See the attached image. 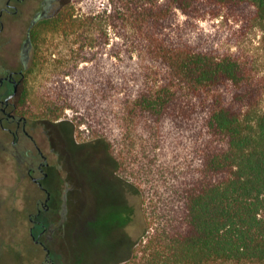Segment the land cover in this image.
I'll list each match as a JSON object with an SVG mask.
<instances>
[{
	"label": "trees",
	"instance_id": "16d2710c",
	"mask_svg": "<svg viewBox=\"0 0 264 264\" xmlns=\"http://www.w3.org/2000/svg\"><path fill=\"white\" fill-rule=\"evenodd\" d=\"M223 14L264 48V0L64 5L31 32L15 114L70 117L142 196L144 236L115 264H264V71L196 24Z\"/></svg>",
	"mask_w": 264,
	"mask_h": 264
},
{
	"label": "rangeland",
	"instance_id": "374dc122",
	"mask_svg": "<svg viewBox=\"0 0 264 264\" xmlns=\"http://www.w3.org/2000/svg\"><path fill=\"white\" fill-rule=\"evenodd\" d=\"M106 3L107 0H57L52 11L67 5L78 8L82 6L84 10L94 8L97 14H102ZM3 4L4 0H0V6ZM36 11L33 7L23 10L20 16L5 19V30L0 36V71L6 65L20 68V48L25 41L27 26ZM179 20L183 22L186 17L180 15ZM196 24L200 30L214 38L222 49L253 56L264 71V48L258 29L225 14L219 18H202ZM57 42L51 45L48 41L39 52H55ZM62 128L67 129L69 140L64 142L60 138L57 141L53 139L54 151L60 154L61 168L51 172L54 183L49 189H53L56 197L68 193L66 231L64 234L57 233L50 247L60 262L66 260L68 251L79 261L115 264L125 259L144 236L142 196L135 186L119 176L105 145L87 138L83 133L85 128H77L70 117L52 122L32 121L28 125V131L37 137L45 133L46 138L49 129L57 131ZM74 144L82 149L93 150L96 154L74 148L72 158L70 152ZM25 146L26 143H21L15 148L12 136L0 127V264H28L32 257H36V246L27 234V214L34 209L33 198L41 195L27 176L24 164L18 159V153L21 154ZM50 149L49 143H46V153ZM97 154L101 156L103 165ZM50 156L54 161L57 160L54 154ZM123 201L131 207L132 215L126 225L125 249L116 254L119 244L124 248L120 243L123 232L120 227L108 225L104 213L110 205Z\"/></svg>",
	"mask_w": 264,
	"mask_h": 264
},
{
	"label": "flooded vegetation",
	"instance_id": "af4514ba",
	"mask_svg": "<svg viewBox=\"0 0 264 264\" xmlns=\"http://www.w3.org/2000/svg\"><path fill=\"white\" fill-rule=\"evenodd\" d=\"M56 1L57 0H4V4L0 6V36L5 30V19L7 17L20 16L22 15L23 10L25 11L26 9L33 7L37 9L27 26L25 41L20 48V68H11L6 65L5 68L0 71V127L12 136V145L15 148L21 143H26L22 153H18V159L24 164L27 169V176L41 195L40 197L33 198L34 209H31L27 214V221L29 223L27 234L36 246V249L34 248L36 257H32L28 264H91L83 260L79 261L77 257L69 254L68 251L66 252V260L60 262V260L57 259L58 257L55 255V252L50 247V245L54 243L56 234H64L66 231L65 221L67 215L66 206L68 193L66 192L61 197H56L53 195V189H49V186L53 182L51 172H57L61 168L59 159L60 154L54 151L55 146L53 144V139L57 141V139L59 140L60 138L64 142L66 139L69 140L66 136L67 129L65 130L62 128L60 129L61 131L49 129L47 131L49 134L47 138L45 133H42V136L37 137L35 134L28 131V125L30 126L32 121H28L26 118L19 117L15 114L14 99L23 84L24 64L27 61L32 46L31 32L42 19L50 16V14L54 12L52 11V8ZM16 89V95L9 99ZM7 99H9V101H7ZM35 121L37 122L41 120ZM46 143H49L51 148L49 153H46L44 150ZM74 148L83 152L93 151L82 149L83 147H78L74 144L72 145L70 152L72 158L74 156L72 155V150H74ZM93 152L95 153V151ZM50 154H54V158L57 160L54 161ZM98 159L101 161L100 155H98ZM102 163L103 162L101 161V165H103ZM103 171L105 172L104 168ZM56 186H58V183ZM104 215L108 225L112 227L114 226L115 228L120 227L123 232L120 238V243L122 242L123 246L126 245L125 230L127 222L131 220V208L127 206L125 201L116 202L109 206ZM128 217H130L129 220ZM124 249L125 246L122 248L119 244L116 254L121 253Z\"/></svg>",
	"mask_w": 264,
	"mask_h": 264
},
{
	"label": "water",
	"instance_id": "95a60500",
	"mask_svg": "<svg viewBox=\"0 0 264 264\" xmlns=\"http://www.w3.org/2000/svg\"><path fill=\"white\" fill-rule=\"evenodd\" d=\"M16 91H17V89H16L15 92L11 95V97H9V99H10V98H13V97L16 95ZM9 99H7V101H9Z\"/></svg>",
	"mask_w": 264,
	"mask_h": 264
}]
</instances>
